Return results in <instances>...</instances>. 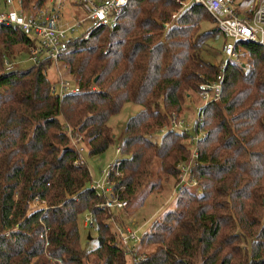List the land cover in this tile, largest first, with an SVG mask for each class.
Returning <instances> with one entry per match:
<instances>
[{
	"label": "trees",
	"instance_id": "1",
	"mask_svg": "<svg viewBox=\"0 0 264 264\" xmlns=\"http://www.w3.org/2000/svg\"><path fill=\"white\" fill-rule=\"evenodd\" d=\"M47 1L21 4L32 15ZM179 1L128 0L110 14L114 24L71 36L56 64L76 91L61 96L47 78L54 63L48 57L5 70L12 46L31 56L37 46L0 24V264H130L74 146L84 143L90 155L105 151L113 142L108 119L125 102L141 110L125 124L121 157L109 165L112 189L130 203L161 180H176L189 159L198 189L177 193L174 208L140 237L153 249L137 248L134 264H264V45L236 41L238 60L225 62L219 100L198 109L192 128L203 135L191 159L188 131L168 125L179 120L190 92L215 80L218 65L201 52L218 31L198 33L210 16L191 2L180 9ZM35 197L45 207L30 209ZM86 213L97 232L91 250L80 245L78 222Z\"/></svg>",
	"mask_w": 264,
	"mask_h": 264
},
{
	"label": "built area",
	"instance_id": "2",
	"mask_svg": "<svg viewBox=\"0 0 264 264\" xmlns=\"http://www.w3.org/2000/svg\"><path fill=\"white\" fill-rule=\"evenodd\" d=\"M128 0H79V4L86 12L85 20L90 21V25L99 24L112 25L114 21L110 14L116 12L119 8L126 5ZM188 2L194 3L202 7L210 18L216 23V29L219 33L229 38L231 41L224 42L222 53L227 59L238 60V53L234 50V45L238 40H245L264 45V0H256L253 9L244 10V13L239 11V4L236 0H187L179 1L181 7ZM47 6L40 8L34 15L28 14L21 4V0H0V24L12 26L32 41L35 42L36 48L32 54L34 64H38L43 57L50 58L55 64L58 55L65 50L66 41L71 37V32L75 27L79 26L81 21H75L60 25L57 17L47 11ZM42 54H45L43 57ZM6 69L10 68L6 59H3ZM225 62L218 65V73L215 80L211 83H203L198 86L197 94L203 99V105L208 102L218 101L222 90L223 67ZM58 77L52 84L53 93L58 96L64 93H72L76 91V85L63 80L57 70ZM171 122V121H170ZM171 128H179V120L176 124L172 121ZM185 129V128H183ZM69 131V129H67ZM203 135V133H202ZM201 135V136H202ZM199 137L188 138V143H194V149L191 153V159L196 157V142ZM71 143L74 141L71 137ZM78 151L76 163H84L81 156V147L74 144ZM118 151V148H117ZM191 160L187 164L179 165L180 181L175 185L176 192L179 193L184 185L193 184L194 180H189V167ZM105 173L106 181L104 184H91V187L96 191L98 196L103 198L99 204L102 209H122L125 206L126 200L120 197L113 189L109 181V172ZM118 172V171H117ZM189 180V181H188ZM41 201L35 197L29 202L28 207L33 208ZM43 203V202H41ZM42 208V207H40ZM84 226H91L92 219L89 213L83 216ZM116 233L120 238V244L124 248L125 254L130 258V264H134L136 259L134 254L137 250L135 243H139L140 237L136 232L128 228H122L116 225Z\"/></svg>",
	"mask_w": 264,
	"mask_h": 264
},
{
	"label": "rangeland",
	"instance_id": "3",
	"mask_svg": "<svg viewBox=\"0 0 264 264\" xmlns=\"http://www.w3.org/2000/svg\"><path fill=\"white\" fill-rule=\"evenodd\" d=\"M236 1L239 4L238 9L242 13H244V9H253L256 2V0ZM78 2L79 0H48L45 4L48 7L46 8L47 11H49L50 8H54V11L61 18V20L67 21L70 24L72 22H78L83 19L79 26L75 27V29L71 32V36L73 37L81 36L90 26V21L88 19L85 20L86 12ZM183 7L180 6V9ZM36 10L37 9L32 10V15L36 13ZM177 12H179V10ZM175 14H172L171 18H173ZM211 20L208 19L201 21L198 33H204L215 29L216 23ZM228 41L231 40L219 32H216L213 36H211V38H208L202 46L201 56L203 60L216 65H220L221 62H226L227 57L222 53L221 49L223 43ZM44 55L45 54H42V56L40 57H43ZM4 58L6 59L9 66H11L10 68L6 69V65L4 64L6 71L28 69L34 64L33 58L30 55V51L25 46H12L9 50H7ZM241 59L244 61V58ZM57 70L63 80L68 81L71 86L75 85L74 78L65 70L62 63H52L47 69V78L51 82H54L58 77ZM202 105L203 99L196 92H190L183 104V112L179 117L180 127L177 129L181 130L185 128V130L188 131L190 138H195V136L200 137L202 135V132L196 134L192 128L194 121L197 119L198 109ZM140 110L141 105L133 102H125L122 104L117 113L109 117L107 124L111 128L113 134V142L102 153L90 155L87 148L83 145L84 143L77 144L78 147H81V156L84 159V162L89 171L92 185L96 183H105V173L108 172L109 165H111L115 162L116 159L121 157V155L117 151V148L122 143L125 124L130 117L137 114ZM172 121L176 124L178 119H172L170 124L168 125V128L172 127ZM163 129L155 133L154 139L156 141H159ZM188 146L191 149L192 153L195 144L189 143ZM116 175L121 176L122 174L116 172ZM160 176L161 175L159 174L158 160L154 159L152 162V181L156 182ZM179 181V174L177 175L176 180H161L160 185H158V187L152 192H141L140 194L136 195V197L133 198L130 203L126 202V206L122 209H109L112 219L109 217L107 219V222L111 230H116V225H120L122 228L126 227L131 231L136 232V234L141 237L145 232L149 230L151 224L155 220H160L165 212L174 208L177 197L175 185ZM186 186H189L188 188H192L193 190H198L193 187L195 186L193 184L184 185L182 189ZM35 207H45V204L40 202L35 205ZM83 218L84 217H82L78 222L80 245L84 250H91L94 249L97 245V232L92 225L84 226ZM135 245L139 248L140 251H151L153 249V247L151 246L143 247L138 242L135 243ZM126 260L130 263V258L128 256Z\"/></svg>",
	"mask_w": 264,
	"mask_h": 264
},
{
	"label": "crops",
	"instance_id": "4",
	"mask_svg": "<svg viewBox=\"0 0 264 264\" xmlns=\"http://www.w3.org/2000/svg\"><path fill=\"white\" fill-rule=\"evenodd\" d=\"M244 10H245V9H244ZM50 11H51L52 14H54V15L57 17L58 22H59L60 25H65V24L69 23V22H67V21H63V20H61V18H60V17L56 14V12L54 11V8H50Z\"/></svg>",
	"mask_w": 264,
	"mask_h": 264
},
{
	"label": "water",
	"instance_id": "5",
	"mask_svg": "<svg viewBox=\"0 0 264 264\" xmlns=\"http://www.w3.org/2000/svg\"><path fill=\"white\" fill-rule=\"evenodd\" d=\"M95 79H96V78H95ZM95 79H94V80H95Z\"/></svg>",
	"mask_w": 264,
	"mask_h": 264
}]
</instances>
